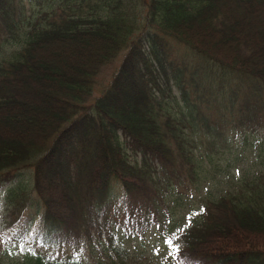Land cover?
<instances>
[{
  "label": "trees",
  "instance_id": "obj_1",
  "mask_svg": "<svg viewBox=\"0 0 264 264\" xmlns=\"http://www.w3.org/2000/svg\"><path fill=\"white\" fill-rule=\"evenodd\" d=\"M35 1L42 3L38 16L25 22L21 0H0V184L7 183L8 224L26 207L15 200L31 189L47 234L87 235L111 256L105 264H138L119 235L102 237L99 221H106L113 186L137 204L156 194L170 202L165 191L174 190L176 172L191 175L194 166V179L207 165L214 170L223 151L217 146H225L198 111L204 105L156 83L142 45L168 37L264 87V0H139L141 11L136 0ZM262 177L248 190L189 207L173 241L185 264H264ZM177 200L186 203L180 194ZM27 260L89 264L79 252Z\"/></svg>",
  "mask_w": 264,
  "mask_h": 264
},
{
  "label": "rangeland",
  "instance_id": "obj_2",
  "mask_svg": "<svg viewBox=\"0 0 264 264\" xmlns=\"http://www.w3.org/2000/svg\"><path fill=\"white\" fill-rule=\"evenodd\" d=\"M135 3L136 8L141 11L139 0ZM41 4L35 0H21V3H16L17 7H23L25 22L32 15L38 16L37 5ZM154 37L156 39L145 40L142 51L147 64H152L157 71L155 78L153 77L156 83L162 87L169 86L171 94L177 93V97L181 90H185L189 101L204 105L198 111L208 117L214 132L218 134L217 137L225 139V146H217L223 151L214 158V164L218 162L214 170L207 165L203 168L205 172H201L200 176L196 175L194 179V166L191 175L185 168L180 173L176 172L175 178L171 179L174 190L165 191L170 202H164L160 194H156L152 198L142 197L137 204L133 199L124 198L117 185H114L106 215L108 219L104 216L106 221L100 220L99 224L102 237L108 231L119 235L125 251L138 264H185L187 259L177 253L176 243L173 241L177 224L181 226L185 223V218L190 219L189 207H200L199 198L212 199L234 189L248 190L255 177L264 175V87H261L262 83L255 77L222 69L211 61L198 57L194 51L177 41L161 35ZM152 44L154 52L150 56ZM50 52L58 55L57 50ZM67 53L65 51L63 55L74 56L73 53ZM153 91L160 96L157 89ZM163 94L166 96L167 92L164 91ZM179 100L181 101L180 98ZM21 172L24 180L28 182L30 170L26 168ZM262 181L264 177L260 178V183ZM239 186H243V189ZM261 186L259 185L260 188ZM6 187L7 183L0 184L2 264H30L27 257L34 253L65 257L77 252L89 264L111 262L109 253L102 252L101 245L98 247L95 241L91 244L93 239L87 235L82 236L79 241L73 235L66 236L65 233L64 238L61 237L58 230L47 234L42 207L38 205L37 197L31 189L25 193L22 202L18 198L15 200L14 206L19 207L17 203H24L26 207L16 221L8 224L11 219L8 218L10 209L3 205L6 200L2 198ZM179 194L186 201V205L177 200ZM28 205L30 208L27 211ZM29 218H33L32 221ZM134 222L139 224L137 229L133 227ZM198 261L192 264H205Z\"/></svg>",
  "mask_w": 264,
  "mask_h": 264
}]
</instances>
